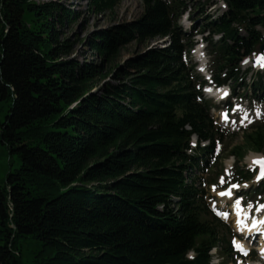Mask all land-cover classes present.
<instances>
[{
  "label": "trees",
  "instance_id": "trees-1",
  "mask_svg": "<svg viewBox=\"0 0 264 264\" xmlns=\"http://www.w3.org/2000/svg\"><path fill=\"white\" fill-rule=\"evenodd\" d=\"M121 1L85 2L103 13ZM221 1L215 16L212 0L194 4L202 21L187 31L186 0H142L137 20L85 40L99 59L85 62L70 58L60 30L74 10L0 0V144L9 166L18 161L0 182V264H209L213 247L221 264L233 260L234 233L209 208L202 177L222 134L189 53L204 35L212 83L264 102V73L248 84L240 66L264 43V0ZM164 37L115 64L130 43ZM241 137L237 163L250 149L264 155V118ZM235 167V181L251 179Z\"/></svg>",
  "mask_w": 264,
  "mask_h": 264
},
{
  "label": "rangeland",
  "instance_id": "rangeland-1",
  "mask_svg": "<svg viewBox=\"0 0 264 264\" xmlns=\"http://www.w3.org/2000/svg\"><path fill=\"white\" fill-rule=\"evenodd\" d=\"M59 2L61 5H64L77 13V17L75 20L68 23V25L64 28H59L62 32L63 38H69L71 39L73 43V52L70 55V58L79 60V61H99L98 58H95V60H92V55L94 54L93 51L90 50L88 46L85 44V40L90 37L93 33L98 31L106 30L112 26L130 23L132 21L137 20L141 15L144 13V4L142 0H122L112 11H105L103 13H94L92 11H89L86 5V0H55ZM193 12V19L197 21H191L190 18H188L185 15L180 17L179 24L185 29L188 30L191 26L194 24H199L202 21V17H198L197 15V9H194V4H198V2H202L204 0H186ZM214 4H211L208 8L209 9V15L215 16L216 14L221 13L224 10V6L221 1L219 0H212ZM197 17V18H196ZM260 30L264 34V28H260ZM80 40H84L83 43L80 42ZM196 40L198 41L197 44H200L202 41L201 36H196ZM167 41L165 38H155L153 40L148 41L145 45L144 44H137L136 42L130 43L127 45L120 53V56L117 58V61L115 64H124V62L134 57L135 55H138L139 53L144 52L146 49L150 47H165L167 45ZM197 46V45H196ZM195 46V48H196ZM195 49L190 53L189 59L191 60V63H195L196 72L199 75H202L200 71V65L197 62V59L195 58ZM207 58V57H206ZM242 69L250 68L252 67V61L251 59H245L242 64ZM199 66V69H198ZM207 70V65L205 66ZM260 70V73H264V66H259L258 68ZM256 69H251L246 76V82H251L254 78V74L256 73ZM220 90H218L219 92ZM215 92V91H214ZM218 92H216V95L218 96ZM205 99L209 102L210 105H214L216 98H209L208 95H203ZM230 102H235L233 106V110L230 113H227L228 120H222L221 115L223 114L222 108L224 107V103H221L219 108L211 109V115L213 120L221 125L220 132L222 134V142H220L217 145L215 154L212 156L211 163L212 167L209 168L205 173L202 175L203 179H205V186L204 191L206 195V202L209 204L212 213L215 214V216L221 220L228 228H231L235 231V210L233 209V203L231 205L227 204V198L226 197H219L218 191L221 189L227 188H233V185L240 184L234 181L235 177L237 176L235 174V157L232 156V150L237 146L243 145V139L241 137V132L236 133V129L238 126L246 127L251 120L255 121L260 119L264 116V104L262 103H248L243 98H238L237 100L235 98H228L226 100ZM236 100V101H235ZM239 106V107H237ZM246 115V119H245ZM243 121V123H241ZM263 154L261 152H256L253 150H247L244 154L243 158L238 162V167L242 169L243 171H250L252 170V165L249 163V158L251 156H262ZM230 164V165H229ZM229 165V166H227ZM18 166V161L14 160L11 163V166H9V153L7 150L0 144V182L3 180L5 173L11 168L14 169ZM259 183V179L255 176L252 178V180L244 182V190L251 189L252 191L257 188V184ZM215 186V190L213 188ZM250 190V191H251ZM248 191V190H247ZM259 192L261 190H258ZM243 192V191H242ZM247 192H245L246 194ZM247 195V194H246ZM244 196L242 199V209L246 212V210L250 211L249 217L247 218V221L249 222L252 217L255 216L253 210H251V207H248L249 204L252 206L255 205V203L259 200H261L262 194H248L247 196ZM227 213V218H225L222 213ZM219 213V214H218ZM234 240V239H233ZM232 240V242H233ZM242 242L245 243L244 239ZM256 240V239H255ZM236 241V239H235ZM256 243V242H253ZM211 255V263L210 264H217V262L224 263L226 259L224 260L223 255L221 254L219 248L216 250L210 251ZM27 254L24 255L26 258ZM252 259V258H251ZM243 260V259H241ZM253 260L258 261L257 255L253 257ZM247 262V260H246ZM220 263V264H221ZM241 261L236 259L234 263H231L228 261L226 264H240ZM243 263L245 261L243 260ZM23 264H27L26 261L23 262Z\"/></svg>",
  "mask_w": 264,
  "mask_h": 264
},
{
  "label": "bare ground",
  "instance_id": "bare-ground-1",
  "mask_svg": "<svg viewBox=\"0 0 264 264\" xmlns=\"http://www.w3.org/2000/svg\"><path fill=\"white\" fill-rule=\"evenodd\" d=\"M201 47L202 45H198L197 48L195 49V58L197 59V61L199 62V65H200V71H204V60H203V57H202V52H201ZM218 90H220L218 92ZM215 91V92H214ZM206 92H207V95L209 97H213V98H220L221 95H223L225 92H226V88H219V89H215V88H212V87H208L206 88ZM216 92H218V96L216 95ZM257 158V156H251L249 158V163L253 162V159ZM230 165V164H229ZM227 165V166H229ZM233 209L236 211V214H237V209L234 207V204H233ZM247 211V210H246ZM247 213V212H246ZM253 218H255V220L257 221V224H256V227H251L252 226V223H253ZM249 222L247 221V215H240V218L236 219L235 220V227L237 228V231L240 232V233H243V234H251L253 232H255L256 230H259L261 228H264V223H259V221H263V219H261L260 217H258L257 215L254 216ZM238 220H243L244 221V225H240L238 223ZM261 237H264V235H262ZM240 245L243 246V248L246 250V244L243 243V242H240L239 243ZM259 250H262L264 249V247H258ZM251 264H259L257 262H253Z\"/></svg>",
  "mask_w": 264,
  "mask_h": 264
},
{
  "label": "snow or ice",
  "instance_id": "snow-or-ice-1",
  "mask_svg": "<svg viewBox=\"0 0 264 264\" xmlns=\"http://www.w3.org/2000/svg\"><path fill=\"white\" fill-rule=\"evenodd\" d=\"M257 63L260 64L261 66H264V53L261 54V56L257 57ZM224 95H227V93L225 92ZM239 107V106H237ZM222 118L225 119V121L228 120V115L227 113H223L222 114ZM246 115H245V119H246ZM241 123H243V121H241ZM253 164L254 165H259L260 167V176H264V158H258V159H255L253 161ZM259 178V177H258ZM233 187H238L236 185H233ZM214 190H215V186H213ZM221 196H224V195H228L229 197H231V190H227L226 192H222L220 193ZM234 207L237 209V213L238 215H248L247 213H244L243 212V209H242V206H241V203H240V199L237 198L234 202ZM248 207H252L251 204L248 205ZM261 208H264V205H260L259 208L257 209V211H259ZM219 214V213H218ZM222 215H224L225 218H227V213H222ZM238 223L240 225H244V221L243 220H238ZM259 223H264V221H259ZM256 224H257V221L255 220V218H253V223H252V226L251 227H256ZM233 244L234 246L239 250V251H243L245 252V255L247 254L246 250L243 248L242 245H240L239 243H237L235 241V239L233 240Z\"/></svg>",
  "mask_w": 264,
  "mask_h": 264
},
{
  "label": "water",
  "instance_id": "water-1",
  "mask_svg": "<svg viewBox=\"0 0 264 264\" xmlns=\"http://www.w3.org/2000/svg\"><path fill=\"white\" fill-rule=\"evenodd\" d=\"M260 52H261V53H264V44H262V45L260 46Z\"/></svg>",
  "mask_w": 264,
  "mask_h": 264
}]
</instances>
